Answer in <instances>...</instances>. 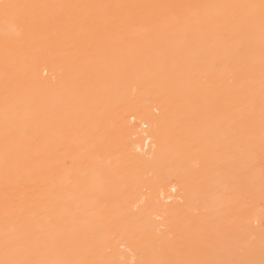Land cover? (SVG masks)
I'll return each instance as SVG.
<instances>
[{"label":"bare ground","instance_id":"obj_1","mask_svg":"<svg viewBox=\"0 0 264 264\" xmlns=\"http://www.w3.org/2000/svg\"><path fill=\"white\" fill-rule=\"evenodd\" d=\"M0 264H264V0H0Z\"/></svg>","mask_w":264,"mask_h":264}]
</instances>
